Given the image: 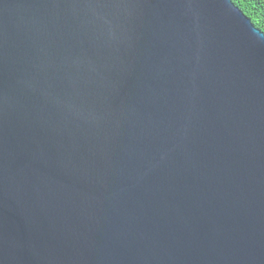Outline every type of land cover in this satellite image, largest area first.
I'll list each match as a JSON object with an SVG mask.
<instances>
[{
    "label": "water",
    "instance_id": "water-1",
    "mask_svg": "<svg viewBox=\"0 0 264 264\" xmlns=\"http://www.w3.org/2000/svg\"><path fill=\"white\" fill-rule=\"evenodd\" d=\"M0 264H264V35L230 0H0Z\"/></svg>",
    "mask_w": 264,
    "mask_h": 264
},
{
    "label": "trees",
    "instance_id": "trees-1",
    "mask_svg": "<svg viewBox=\"0 0 264 264\" xmlns=\"http://www.w3.org/2000/svg\"><path fill=\"white\" fill-rule=\"evenodd\" d=\"M253 27L264 35V0H230Z\"/></svg>",
    "mask_w": 264,
    "mask_h": 264
}]
</instances>
